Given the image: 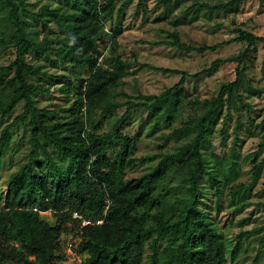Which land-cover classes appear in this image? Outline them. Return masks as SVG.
I'll return each instance as SVG.
<instances>
[{
  "label": "trees",
  "instance_id": "16d2710c",
  "mask_svg": "<svg viewBox=\"0 0 264 264\" xmlns=\"http://www.w3.org/2000/svg\"><path fill=\"white\" fill-rule=\"evenodd\" d=\"M132 1L0 0V50L14 54L0 63V165L15 130L28 133L30 148L0 196V264H56L67 258L62 243L69 235L82 264H229L242 239L263 231L256 226L228 237L227 222L222 228L208 200L219 215L227 193L235 215L264 173V117L255 124L263 138L250 154V182L235 183L247 159L236 140L228 142L240 83L251 96L264 93L247 74L264 36L238 27L233 38L198 46L176 29L201 15L237 14L246 0H157L164 11L156 20L169 19L174 30L156 43L199 53L245 45L193 74L142 65L181 76L158 94L123 89L124 78L137 72L132 62L101 63ZM138 5L145 8V0ZM226 61L237 62L236 79L211 97L190 98L187 78L213 75ZM261 70L264 77V59ZM136 118L144 119L147 137L164 136L159 151L136 156L143 133L130 130ZM216 139L226 148L221 154ZM142 165L147 170L128 177ZM47 211L52 220L42 214Z\"/></svg>",
  "mask_w": 264,
  "mask_h": 264
},
{
  "label": "rangeland",
  "instance_id": "374dc122",
  "mask_svg": "<svg viewBox=\"0 0 264 264\" xmlns=\"http://www.w3.org/2000/svg\"><path fill=\"white\" fill-rule=\"evenodd\" d=\"M30 1L36 4L38 0ZM45 1L47 0H43V2ZM208 1L215 2V0ZM122 2L123 0H119L118 5L122 4ZM138 3L139 0H133L125 13L120 15L121 23L119 27L121 32L116 39L110 41L111 43L108 47L103 48L104 55L101 58L102 65L107 66L113 64V58L115 57H121L123 60L134 64L132 70L137 69V72L124 78L123 89L128 93L158 94L173 86L181 77L177 74H166L142 65L149 64L178 68L193 74L208 68L217 58H228L239 54L245 47L241 42H233L219 47L216 51L199 53L196 51H182L166 44L156 43L169 40L168 32L173 31L174 26L169 19L156 20L164 11L163 6L158 5L157 0H145L146 7L142 9L138 8ZM179 11L177 10L176 13ZM107 27L110 28L109 23ZM238 27L247 29L258 36H264V0H246L240 5L237 14L214 13L207 16L201 15L195 22L179 26L176 29L180 31L183 41L199 46L215 44L233 38L237 34L235 28ZM0 51V63H7L14 57L12 52L5 54L3 53L4 51ZM251 59V62L250 60L248 61L250 62V68L247 70L248 77L255 86L264 90V77L261 70L264 59L263 42L258 43V49L256 52L251 53ZM236 77L237 62L226 61L220 65L213 75H205L200 78L188 77L185 90L190 98L195 96L202 98L211 97L218 92L223 83L228 84L234 81ZM54 93L59 95V91ZM235 96L237 110L233 112L230 141L228 142L236 140L237 150L241 154L242 159H247L242 162L241 176L235 182L238 184L240 182L248 183L252 178L253 163L250 154L258 149L259 142L263 138L260 128H255V124L259 123L264 117V93L260 96H251L240 83ZM49 100L51 99L49 98L47 101ZM53 101L58 102V99L55 98ZM248 104H251V109ZM12 118L13 116L10 117L9 121ZM237 121L240 122L236 128L235 124ZM140 129L143 130V133H141L136 156L140 157L159 151V144L164 142V136L147 137L144 119L136 118L130 125V130L135 133ZM163 131L167 133L170 129L165 127ZM253 132L256 134L255 136L252 135ZM215 144L218 153L221 154L226 150L225 146L220 144L219 139H216ZM173 145L174 141H171L167 148L172 147L173 149ZM29 149L28 133L24 132L22 127L15 130L10 150L6 153L0 165V196L7 192L9 175L19 168ZM263 156L264 154H261L260 159ZM145 170L147 169L144 165L139 166L130 170L128 177L138 176ZM222 198L224 210L219 215H217L214 201L208 200V202L211 209H213L212 215L220 220L222 228L227 222L225 232L229 235L228 237L233 239L242 230L264 226V173L251 189L248 198L237 205L238 208H241L236 211L235 215L231 214L234 207L230 206V199L227 193ZM245 201L249 203L243 205ZM42 214L52 220L50 211ZM232 217L233 220H231ZM229 220L233 222L231 223ZM71 238L72 235H69L62 243L67 258L56 264H82L78 259H75V255L67 251V244ZM222 240L224 242V238ZM263 244L264 229L258 235H252L249 240L242 239L241 249H239L234 261L229 260V264H264V251L258 253L259 251L257 250Z\"/></svg>",
  "mask_w": 264,
  "mask_h": 264
},
{
  "label": "built area",
  "instance_id": "2783aa9c",
  "mask_svg": "<svg viewBox=\"0 0 264 264\" xmlns=\"http://www.w3.org/2000/svg\"><path fill=\"white\" fill-rule=\"evenodd\" d=\"M74 216L79 217V218L82 217L77 212L74 213ZM101 222L102 221H98L97 223H101ZM90 223H91V221H89V220L83 221V225L90 224ZM67 247H68L67 251H70L68 253L75 255L76 256L75 259H78L82 263V257L80 256L79 252L76 250L77 243L75 244L73 237L68 241Z\"/></svg>",
  "mask_w": 264,
  "mask_h": 264
}]
</instances>
